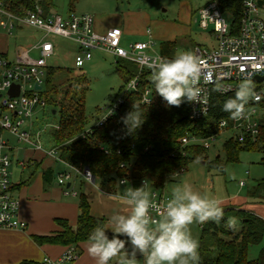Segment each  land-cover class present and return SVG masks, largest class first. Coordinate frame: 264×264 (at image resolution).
Masks as SVG:
<instances>
[{
	"label": "trees",
	"instance_id": "obj_1",
	"mask_svg": "<svg viewBox=\"0 0 264 264\" xmlns=\"http://www.w3.org/2000/svg\"><path fill=\"white\" fill-rule=\"evenodd\" d=\"M2 1L6 9L18 15L34 9L37 3L44 8L46 14H51L55 8L54 0ZM219 3L224 13H232V24L237 30L243 11V0H219ZM259 5L264 8V0H259ZM177 49V41L170 40L162 41L159 47L163 55L170 57L176 54ZM0 58H7V54L0 53ZM116 66V71L125 84L138 76L140 89L152 88L155 98L151 104H143L139 92L125 91L124 101L118 112L104 125L90 126L91 132H87L89 116L86 113L85 100L89 83L86 76L76 73L72 68L47 67L44 81L46 89L42 88L40 95L47 105L52 106L53 111L59 110L61 113L62 119L51 135L58 148L59 157L67 165L78 170L90 168L99 187L110 193L118 188L122 178L127 179L132 188L140 187V181L147 179L154 189L164 191L169 177L181 169L185 170L193 160L208 165L210 162L219 164V157L210 159L209 149L194 145L182 147L181 138L187 133L208 137L219 133L221 120L227 119L231 123L229 114L222 111V104L232 98L234 92L221 95L213 91L209 113L200 120H191L188 118L189 103L169 107L156 94L148 68L140 70L137 64L124 58H116ZM134 102L145 112V120L135 133L128 134L122 117L131 111ZM257 106L264 109V99ZM3 132L0 126V136ZM223 150L228 162H238L243 151L264 152L263 119L260 118L259 133L255 141L249 138L240 142L231 136L225 140ZM249 194L257 195L254 191ZM79 209L75 227L66 219H57L61 231L50 236H36L35 240L39 244L61 245L66 248L75 246L79 249L80 243L88 242L91 231L98 224L107 223L105 217L91 213L88 195L85 193L79 195ZM224 214L225 219L238 218L240 227L234 231L228 230L223 221L220 225L211 221L203 224L200 264H264V246L256 258H249V248L264 240V219L241 209L230 208L224 210Z\"/></svg>",
	"mask_w": 264,
	"mask_h": 264
},
{
	"label": "built area",
	"instance_id": "obj_2",
	"mask_svg": "<svg viewBox=\"0 0 264 264\" xmlns=\"http://www.w3.org/2000/svg\"><path fill=\"white\" fill-rule=\"evenodd\" d=\"M263 9L259 5V0H243V11L237 30L232 24V13L230 11L224 13L219 0H209L207 4L198 9L197 22L203 30H210L215 39V45H195L190 49L200 57L203 73L210 79L201 82V87L208 92L207 103L190 104L188 118L200 120L209 113L212 88L217 81L227 89L223 93H218L226 95L235 92L242 79H251L256 85L259 99L250 101L251 106H246L248 112L246 118L239 121L232 120L231 123L227 119H223L219 123V133L208 137L187 133L181 138L182 147L194 145L210 149L223 131L232 132L231 136L240 142L249 138L253 141L256 140L260 126L257 104L264 99V81H255L256 76H264ZM25 27L37 30L42 34V37L30 47H19L15 61L0 58V126L19 141L33 144L39 149L42 146L38 140L39 132L33 130V119L38 108L47 106L45 99L40 95V90H42L45 81L49 65L48 59L55 53V45L48 39L50 35L67 38L79 46L80 50L75 58L76 67H81L86 61L91 60L95 49L104 50L115 58L132 61L138 65L140 70L147 68L146 65L156 56L171 58L156 49V42L150 30H147L148 38L145 41L130 42L125 47L122 45L123 33L120 28H110L103 34L98 33L91 15L70 14L64 17L53 12L46 14L39 3L34 9L26 10L23 15H18L6 9L4 2L0 0V29L12 33L17 28ZM33 51L37 52V57L31 56ZM14 84L19 85V93L17 96H9L8 90ZM37 86H41V89H38ZM125 91L139 92L143 104H151L155 98L152 88L140 89L138 76L126 84ZM123 101L124 93L105 109L103 118L95 126L100 127L113 117ZM87 132H91L90 127ZM5 146L2 136H0V149ZM47 153L58 157V148L48 150ZM10 164L9 155H3L0 164V217H3L0 219V228L26 229L27 223L19 217L20 199L14 195L11 188ZM71 170L81 173L88 182L95 183L96 178L90 168L84 167L82 170H78L71 167ZM183 170L181 169L173 175L176 176ZM72 176L71 171L63 172L59 175V184L66 185ZM127 182V179L122 178L119 180V185L126 186ZM145 182L147 188L150 185L147 179H142L140 186ZM145 190L147 191V189ZM148 193L150 199L160 209L171 198L166 191L157 189H152ZM73 194L76 195L77 192L73 191ZM109 194L118 198L125 197L122 194L116 195L111 192ZM151 215L157 221L160 219L159 212L152 211ZM79 258V249L69 246L60 257L56 259L45 257L42 264H71Z\"/></svg>",
	"mask_w": 264,
	"mask_h": 264
},
{
	"label": "rangeland",
	"instance_id": "obj_3",
	"mask_svg": "<svg viewBox=\"0 0 264 264\" xmlns=\"http://www.w3.org/2000/svg\"><path fill=\"white\" fill-rule=\"evenodd\" d=\"M208 1L54 0L53 13L64 17L70 14L91 15L94 20V27L98 23L103 33L108 28H120L123 33L122 45L125 47L130 42L145 41L148 38L147 30H150L156 42V49L160 47L162 41L170 38L176 39L179 52L184 51L185 47L191 42L198 45L211 44L213 39L210 30H203L197 22L198 9L207 4ZM0 37L4 42L1 49L7 51V58L12 61L19 47H30L42 37V34L25 27L17 28L12 33L1 30ZM48 39L55 45V53L48 59V64L54 67L72 68L76 73H82L88 79L89 89L85 100L86 113L89 116V127L95 125L103 118L105 109L120 98L126 90V84L116 71V58L104 50L95 49L91 60L86 61L81 67H76L75 58L79 53V46L73 41L57 35H50ZM31 56L37 57L38 54L33 51ZM43 88L46 89L45 82ZM50 98H52V95H50ZM259 115L264 121V109L259 108ZM61 119L60 111L57 110L56 113H53L51 105L36 110L34 132H41V145L43 144L45 147L50 145L47 148L52 146L51 144L54 141L50 137L51 132L58 127ZM3 135H5V139L11 137L16 140L14 135H10L7 131L3 132L2 137ZM231 135L232 132L228 131L220 133L208 151L211 160L219 157L220 162L218 165L212 162L208 165L202 161L193 160L185 170L178 172L176 176L169 177L164 191L171 196L176 187L188 184L202 194L221 199L224 210L230 208L246 210L264 219V152L243 151L240 153L238 162H228L223 144ZM22 145L24 144L22 143ZM70 171L73 173L72 178L74 177L72 179L74 190L79 195L85 193L89 196L92 191L97 193L96 197L100 194L97 190V180L96 184L88 183L81 175L75 177L76 172L74 170ZM145 189L150 192L154 188L150 184ZM250 191L256 192L257 195H250ZM107 198L109 203L115 206L111 205L112 208L107 206L108 209L105 205H101L99 208H106L105 212L108 218L103 215L102 217H105L107 223H110L111 217L114 215L111 209L123 214V207L130 208V205L127 203L126 195L124 198H118L119 200L114 197ZM74 200L79 202V196L74 197ZM93 213L95 214V212ZM238 223V227H240L239 219ZM202 225L194 222L189 226L192 235L199 242V254L201 251ZM263 246L264 240L261 244L251 246L249 248V258H256ZM87 247V244L79 247L80 257L82 252L83 256L81 257V263L78 264H96V260L88 254ZM125 248H128L127 244ZM110 264H116L115 259ZM137 264H143L139 256Z\"/></svg>",
	"mask_w": 264,
	"mask_h": 264
},
{
	"label": "clouds",
	"instance_id": "obj_4",
	"mask_svg": "<svg viewBox=\"0 0 264 264\" xmlns=\"http://www.w3.org/2000/svg\"><path fill=\"white\" fill-rule=\"evenodd\" d=\"M146 67L151 71L156 94L167 106L207 103L208 92L201 82L210 78L204 75L202 61L194 51H179L171 58L156 56ZM226 90L218 81L212 88L214 92ZM258 99L254 81L245 78L239 82L234 96L224 101L222 111L239 121L248 115L246 106L250 101ZM144 120L145 112L135 102L122 117L128 134L135 133ZM145 188L146 182L130 188L126 193L130 211L113 215L110 223L98 224L91 231L87 252L96 264H110L114 259L116 264H137L138 256L143 264H200L199 242L190 225L210 221L220 225L223 221L225 228L233 231L239 226L236 217L225 219L221 199L202 194L191 185L176 187L162 209L150 199ZM152 211L160 213L158 221L152 218Z\"/></svg>",
	"mask_w": 264,
	"mask_h": 264
},
{
	"label": "crops",
	"instance_id": "obj_5",
	"mask_svg": "<svg viewBox=\"0 0 264 264\" xmlns=\"http://www.w3.org/2000/svg\"><path fill=\"white\" fill-rule=\"evenodd\" d=\"M1 30L2 29H0V31ZM32 30L38 34L40 33L37 30ZM95 30L98 33L103 34L98 23L95 25ZM211 37L213 39L211 44L206 46L215 45V39L212 34ZM166 40L176 41V39L170 38H166ZM3 43V39L0 37V46ZM195 45L198 44L191 42L185 47V50H190ZM2 46L0 47V53H6V50L4 51L1 49ZM15 60L16 55L12 61ZM37 132H39L38 140L41 144L42 135L40 131ZM50 137L52 138V135ZM2 139L6 146L0 149V164L2 156L5 154L9 155L11 160L9 167L11 188L14 195L20 199L21 205L19 217L27 223V227L26 229L0 228V264H25V262L42 264L45 257L56 259L61 256L66 247L53 244H39L35 240V237L50 236L61 231L62 228L56 222L57 219H66L71 226H76L80 209L79 202L74 200V197L79 196L78 192L76 195L73 194V191L75 190L72 179L74 177L68 181L66 185H61L58 182L59 175L63 172L70 171L72 166L67 165L59 155L58 157H54L47 153L50 148L53 149L56 147L55 142L51 144L52 146L50 148H47L50 145L45 147L42 144L43 147L39 149L33 144L19 141L17 138L16 140L11 137L5 139V135H3ZM22 143L24 145H22ZM75 174V177L78 175L83 177L79 172H76ZM85 181L88 182L87 180ZM94 184H96V180ZM130 188L131 186L129 184L126 186L119 185L118 188L111 193L116 195H126L125 193H127ZM97 190L100 192L97 197L95 196L97 193L94 191L90 192V195L88 196L91 212H95V214L93 213L94 216L102 217L103 215L108 218V215L105 212L106 208L100 209L99 206L105 205L106 207L109 206L112 208V206L114 207L115 205L110 204L107 197H114L116 199H118V197L110 195L109 192L107 194V192L103 191L99 185ZM109 207L107 208L109 209ZM111 210V212H114V215L121 213L115 209ZM129 211L130 208L123 207V214H127ZM88 243L89 242L80 243L79 247L83 244L88 245ZM82 256L83 252L81 257ZM81 257L74 263H81Z\"/></svg>",
	"mask_w": 264,
	"mask_h": 264
},
{
	"label": "water",
	"instance_id": "obj_6",
	"mask_svg": "<svg viewBox=\"0 0 264 264\" xmlns=\"http://www.w3.org/2000/svg\"><path fill=\"white\" fill-rule=\"evenodd\" d=\"M255 81H264V76H256ZM37 88L41 89V86H37ZM18 93H19V85L17 84L12 85V87L8 90L9 96H17ZM53 113H56V111L54 110Z\"/></svg>",
	"mask_w": 264,
	"mask_h": 264
}]
</instances>
